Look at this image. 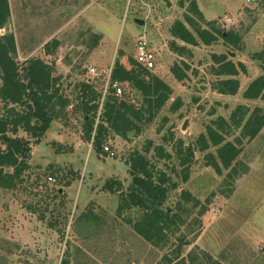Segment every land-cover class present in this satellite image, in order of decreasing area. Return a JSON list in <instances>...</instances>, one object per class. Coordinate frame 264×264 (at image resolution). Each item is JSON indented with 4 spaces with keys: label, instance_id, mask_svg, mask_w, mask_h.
<instances>
[{
    "label": "rangeland",
    "instance_id": "374dc122",
    "mask_svg": "<svg viewBox=\"0 0 264 264\" xmlns=\"http://www.w3.org/2000/svg\"><path fill=\"white\" fill-rule=\"evenodd\" d=\"M198 1L205 19L207 15L225 36L234 32L240 40L233 43L218 34L211 44L198 38L192 45L174 37L170 30L174 22H186L185 15L191 14L188 0H10L11 19L0 32L15 33L18 61L24 64L31 57L55 61L56 74L62 75L71 98L81 81L91 80L104 92L115 61L131 67L140 40L156 54L150 71L165 80L172 93L152 121L141 123L140 132L132 131L126 138L112 134L105 145L114 155L97 153L83 138L80 115L54 121L39 142L31 139L25 181L16 189L0 188V264H61L65 257L69 264H264V127L255 138L244 137L239 144L240 174L234 179L227 177L228 170L219 175L206 164L205 155L215 152L214 147L196 150L187 182L176 174L181 167L175 156L170 160L156 156L157 146L175 154L179 139L185 146L195 144L213 120L221 116L229 120L239 105L264 111V99L244 95L250 83L264 75V0ZM192 16L202 28L214 31L208 20ZM186 23L196 34L195 26ZM55 38L60 45L53 58L46 54V45ZM174 42L187 51L179 55ZM94 51L102 52L101 59L88 60ZM221 55L246 66V72L237 76L240 87L234 95L215 87L230 77L216 73ZM182 60L189 68L187 78L180 81L171 68ZM121 87L120 97L127 94L132 104H143L140 91L128 83ZM177 99L181 107L174 109ZM229 131L228 140L242 136L241 128L232 126ZM18 135L30 138L23 130ZM135 150L146 153L178 183L166 206L180 214V229L162 246L134 230L129 220H137L140 210L120 216V193L103 189L113 178L129 187V158ZM184 190L200 205L184 199ZM88 209L96 221L83 220Z\"/></svg>",
    "mask_w": 264,
    "mask_h": 264
},
{
    "label": "trees",
    "instance_id": "16d2710c",
    "mask_svg": "<svg viewBox=\"0 0 264 264\" xmlns=\"http://www.w3.org/2000/svg\"><path fill=\"white\" fill-rule=\"evenodd\" d=\"M191 14L185 15L186 22L195 26L196 34L183 20H176L171 27L174 37L188 44L197 45L198 38L211 44L217 41V35L223 32L217 28L214 21H207L214 31L202 28L192 14H197L200 20H206L197 0H188ZM184 4L183 1H181ZM12 15L10 0H0V31L4 29ZM200 22V21H199ZM223 37L230 42L237 43L240 37L237 33L229 32ZM175 43V42H174ZM60 42L57 38L46 45V54L55 57V50ZM174 44L175 51L183 55L187 49ZM18 44L14 32H0V188L16 189L25 181V173L31 167V139L39 142L47 130L56 120H68L74 115L83 118V138L92 142L97 153H105V143L112 134L128 137L132 131L140 132L141 123L152 121L157 113L170 99L172 88L162 78L152 74L145 66L130 58L131 67H127L120 59L115 61L110 74L108 93L103 98V89L91 81H81L76 85V96L71 98L64 89L62 75L56 74L55 61H46L41 57H31L21 64L17 58ZM218 75H230L216 83L215 87L223 94L234 95L238 92L240 81L237 76L241 70L246 72V66L240 62L235 64L231 59L221 55ZM189 65L182 62L174 63L171 70L175 77L183 81L187 78ZM128 83L136 88L143 96V104L136 106L127 99V94L116 95L115 84ZM246 98L264 99V75L253 80L244 92ZM72 110H69V106ZM181 107V100H175L174 109ZM232 126L241 128L242 136L236 141L228 140ZM264 127V111L260 107L250 111L249 107L239 105L231 114L230 119L218 117L207 126L195 144L185 146L183 139H179L175 146V154L163 146H157L156 156L159 159L170 160L174 156L181 167L177 176L184 182L190 179L192 163L196 150L202 152L210 150L205 155L206 164L222 175L228 170L227 177L234 179L240 174L238 159L242 152L244 137L255 138ZM20 130L30 135V138L19 136ZM171 138H174L172 133ZM149 149H147L148 151ZM132 182L127 189L119 179L106 181L103 189L112 193L119 192L118 214L127 210L141 211L140 217L134 222L129 220L134 230L148 242L156 246L168 243L170 237L180 229V214L173 212L166 206L170 192L178 187L171 174L160 169L155 160L148 158L146 153L135 150L129 158ZM182 197L194 205H200L191 192L184 190ZM37 212L36 208H31ZM40 219H45L40 214ZM97 220L92 210L83 214V220ZM54 225V224H52ZM183 248H181V251ZM213 260L211 255H208ZM214 262V261H213ZM61 264H69L65 257Z\"/></svg>",
    "mask_w": 264,
    "mask_h": 264
},
{
    "label": "built area",
    "instance_id": "2783aa9c",
    "mask_svg": "<svg viewBox=\"0 0 264 264\" xmlns=\"http://www.w3.org/2000/svg\"><path fill=\"white\" fill-rule=\"evenodd\" d=\"M155 59H156V54L154 51L149 47L148 42L146 40H140L138 44V54L136 57V60L138 63L141 65L145 66L147 69L152 70V68L155 66ZM91 71L95 73L96 69L91 68ZM110 80V77H109ZM108 86L109 82L106 85V89L103 92V98L104 100L105 96L108 93ZM114 87L116 88V95L121 96L123 89L121 87V84H115ZM105 151H107L110 155H114L115 152L111 150V147L109 145L105 146Z\"/></svg>",
    "mask_w": 264,
    "mask_h": 264
},
{
    "label": "crops",
    "instance_id": "0c3cea01",
    "mask_svg": "<svg viewBox=\"0 0 264 264\" xmlns=\"http://www.w3.org/2000/svg\"><path fill=\"white\" fill-rule=\"evenodd\" d=\"M197 2H198V5H199V1L197 0ZM200 7V6H199ZM201 9V8H200ZM202 11V10H201ZM206 15V14H205ZM206 17L208 18H206V20H210V18L206 15ZM99 48V47H98ZM97 51V50H96ZM96 51H94V52H91V54H90V56L88 57V60H98V59H101V53L102 52H96ZM55 57H57V56H55ZM55 57H53V58H55ZM124 63V62H123ZM127 67H128V65L126 64V63H124ZM67 68H68V66H67ZM111 71H112V69H111Z\"/></svg>",
    "mask_w": 264,
    "mask_h": 264
},
{
    "label": "water",
    "instance_id": "95a60500",
    "mask_svg": "<svg viewBox=\"0 0 264 264\" xmlns=\"http://www.w3.org/2000/svg\"><path fill=\"white\" fill-rule=\"evenodd\" d=\"M184 127H186V126H184Z\"/></svg>",
    "mask_w": 264,
    "mask_h": 264
}]
</instances>
